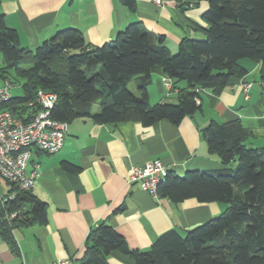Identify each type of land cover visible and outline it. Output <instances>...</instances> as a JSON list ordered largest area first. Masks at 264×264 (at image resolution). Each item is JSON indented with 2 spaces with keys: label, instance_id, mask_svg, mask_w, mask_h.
Segmentation results:
<instances>
[{
  "label": "trees",
  "instance_id": "obj_1",
  "mask_svg": "<svg viewBox=\"0 0 264 264\" xmlns=\"http://www.w3.org/2000/svg\"><path fill=\"white\" fill-rule=\"evenodd\" d=\"M121 1L134 9L135 0ZM174 1L182 6L209 4L203 15L206 27H193L204 38L185 37L176 54L165 45L164 37L155 39L141 23L130 24L102 46L91 45L79 30L69 28L31 50L21 46L17 31L0 15V53L7 65L0 68V76L14 86L11 71L23 80L22 95L12 96L3 108L28 122L41 110L36 103L38 92L45 91L58 97L51 111L55 120L69 123L90 117L98 124L139 122L151 127L162 120L179 124L200 112L201 91L219 95L231 78L248 74L240 64L244 59L262 64L264 83V0ZM156 68L174 81L173 89L186 83L177 102H149L148 86ZM136 78L142 79L138 95L127 88ZM97 103L100 109L93 112ZM249 135L239 121L210 122L202 130V140L228 168L188 171L184 177L169 172L158 187L159 197L174 203L191 198L223 203L227 205L224 212L186 233L175 229L164 233L145 252L130 249L121 234L103 223L89 234L79 264H107L115 251L135 264H264V148L249 146ZM17 190V197L7 201L0 214V229L13 248L11 231L17 223L47 222L46 204L29 191ZM7 213L17 215L8 220Z\"/></svg>",
  "mask_w": 264,
  "mask_h": 264
},
{
  "label": "crops",
  "instance_id": "obj_2",
  "mask_svg": "<svg viewBox=\"0 0 264 264\" xmlns=\"http://www.w3.org/2000/svg\"><path fill=\"white\" fill-rule=\"evenodd\" d=\"M162 1L157 5L155 0H135L134 9H130L121 0H0V15L17 31L21 46L31 50L69 28L79 30L91 45L102 46L134 23H141L155 39L164 37L171 53L178 51L185 37L204 38L193 27H206L203 15L209 9L208 2L182 6L174 0ZM246 60L240 61L248 70L245 77L231 78L219 95L201 91L198 101L202 110L179 124L168 120L151 127L139 122L98 124L90 117H80L69 122L64 147L58 153L33 147L27 170L37 167L39 177L30 192L46 204L47 222L30 226L17 223L11 231L14 248L0 229V264H50L61 259L79 264L89 234L103 223L121 234L130 249L145 252L164 233L172 229L186 233L224 212L227 205L223 203H200L194 198L174 203L155 198L139 183L128 180L132 167L155 160L179 177L188 171L228 168L209 153L202 140V130L212 121H239L250 133L247 144L253 149L264 148L262 64ZM150 78L152 105L177 102L179 91L187 86L180 82L173 89L174 81L160 68L154 69ZM0 79L3 86L6 81ZM133 80L127 88L138 95L142 79ZM246 83L251 85L248 97L243 87ZM99 109L97 103L93 112ZM66 164L76 171L68 170ZM18 192L12 183L0 178V214L8 197L15 199ZM107 264L135 262L115 251Z\"/></svg>",
  "mask_w": 264,
  "mask_h": 264
},
{
  "label": "built area",
  "instance_id": "obj_3",
  "mask_svg": "<svg viewBox=\"0 0 264 264\" xmlns=\"http://www.w3.org/2000/svg\"><path fill=\"white\" fill-rule=\"evenodd\" d=\"M157 5L164 1L155 0ZM170 87V86H169ZM244 92L248 97L251 85L244 84ZM14 85L6 81L0 86V178L16 185L21 191L30 192L36 184L39 172L28 171L31 149L39 148L49 154L58 153L65 144L69 123L51 117V111L57 102V95L39 91L36 103L41 110L28 122L15 117L3 108L4 103L12 97ZM32 105V103L30 104ZM169 175V170L160 160L134 166L130 170L129 182L139 183L143 190L158 198V187ZM14 199L9 196L8 200ZM16 213H7L8 220L16 217ZM69 260H56L50 264H69Z\"/></svg>",
  "mask_w": 264,
  "mask_h": 264
},
{
  "label": "rangeland",
  "instance_id": "obj_4",
  "mask_svg": "<svg viewBox=\"0 0 264 264\" xmlns=\"http://www.w3.org/2000/svg\"><path fill=\"white\" fill-rule=\"evenodd\" d=\"M177 52H174L172 54H176ZM246 61H249V60H246ZM7 65L5 63V60H4V57L3 55L0 53V68H5ZM10 72V71H9ZM1 74V72H0ZM11 76H12V80L13 82L15 83V86L12 90V95L14 96H21L22 93H23V90H22V83H23V80L21 78H19L18 76H16V74L14 72H10ZM0 83H1V79H0ZM134 80L130 83L129 87L131 88L132 85L134 84ZM233 168H235V166H233ZM216 170H220V169H216ZM185 176V174L183 175V177Z\"/></svg>",
  "mask_w": 264,
  "mask_h": 264
}]
</instances>
